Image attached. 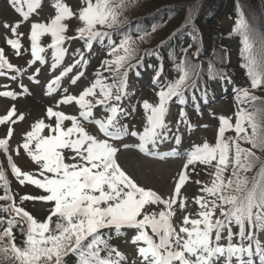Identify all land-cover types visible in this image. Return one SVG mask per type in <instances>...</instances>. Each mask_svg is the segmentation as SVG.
<instances>
[{"label":"snow or ice","instance_id":"6c2138e0","mask_svg":"<svg viewBox=\"0 0 264 264\" xmlns=\"http://www.w3.org/2000/svg\"><path fill=\"white\" fill-rule=\"evenodd\" d=\"M6 3L22 17L15 24L3 25L15 37L6 38L5 44L19 57L25 34L18 29L42 7V0ZM134 3L135 0H81L74 11L64 0H53L55 14L47 22L31 24L30 48L24 49L31 55L29 67L47 63L42 55L46 50H51L50 68L60 67L67 54L64 45L73 40L83 41L87 52L92 51L94 43L106 42L111 59L103 60L100 67L109 75L97 71L94 80L78 95L65 88L55 106H48L29 125L22 142L11 152L13 126L24 122L26 116L18 112L15 104L0 116V125H8L5 137L0 138V152L6 154L12 175L21 186L31 185L39 191L37 195H20L17 203L0 166V187L4 190L0 201L6 202L0 204V264H68L70 257L74 264H233L234 259L235 264H257L256 258L264 264V243L260 239L264 234V98L251 94L249 88L234 89L237 102L249 106L237 108L234 122L210 112L219 121L215 142L205 140L181 153L179 125L183 123L189 132L194 126L181 110L173 132L166 117L174 98L183 104L186 92L197 87L199 66L185 55L175 65L177 77L173 80L159 83L161 73H156L153 83L159 88L158 102H142V131L135 125L130 127L124 121L131 119L136 109L130 112L122 102L128 95L129 71L142 63L143 57L137 59L138 49L131 35L125 32L117 44L113 34L129 23L120 17ZM73 20L78 27L76 35L70 36ZM233 32L240 37L250 89L264 91V31H258L240 11ZM148 35L144 32L138 39L144 41ZM44 36L50 37L46 47L41 45ZM183 51L187 53V49ZM74 56L79 58L46 84V95L60 91L62 79L74 68L87 64L84 52L77 50ZM9 72L23 75V69L12 64L0 47V77L16 81L21 89L0 91V97L16 100L29 94L18 76H9ZM39 72L37 68L29 80L39 83ZM83 75V71L76 72L70 84L76 85ZM208 75H217L211 66ZM220 78L225 77L221 74ZM61 105H75L77 113L58 110ZM97 108L102 113L99 117ZM229 131L234 135H226ZM128 137L137 142H124ZM169 139L177 147L160 153L158 146ZM21 150L33 163V171L22 170L12 160L11 153L18 156ZM128 150L159 160L184 159L167 196L140 184L121 165L119 154ZM197 166L205 168L208 182L192 179ZM190 181L199 192L191 198L194 210L189 207L190 198L182 194ZM25 202L43 204L46 216L38 219L23 206ZM129 233L127 242L135 248L131 261L111 243Z\"/></svg>","mask_w":264,"mask_h":264},{"label":"rangeland","instance_id":"374dc122","mask_svg":"<svg viewBox=\"0 0 264 264\" xmlns=\"http://www.w3.org/2000/svg\"><path fill=\"white\" fill-rule=\"evenodd\" d=\"M65 3H67L74 11L77 10L80 7L81 0H64ZM53 3V0H45V7L37 11L36 13L32 14L27 22H21V25L18 29L19 32L23 33L25 30H27L33 22H47L55 13L54 9L51 7ZM25 10L26 7H25ZM15 13L6 3V0H0V20L3 21V23L0 25V41L5 36H12L11 30L4 28V23L7 22L8 24H15L17 21H22V17L14 16ZM220 26L222 28H225L228 30L232 26L231 20H229L226 15H224L220 20ZM78 27V22L73 20L70 23V28L68 35L74 36L76 35L75 29ZM28 31V30H27ZM27 31L24 33L25 35L21 38V42L24 44L27 43ZM147 33L149 34L144 41L134 40L135 45L138 49V56L141 55L142 51L144 49L143 45L148 40L150 41L152 36L155 34V30H148ZM200 38V35L195 37V41L192 43V45L187 48V53L185 55L194 54L197 50L194 48V46H197V42ZM2 47V46H0ZM27 49V47H25ZM24 47L21 49L24 50ZM153 48V47H152ZM8 51V50H7ZM25 52V51H23ZM198 52L200 50L198 49ZM11 61H13L15 64L19 65L23 72L26 74L28 73L27 70H25L27 67V60L25 59V55L21 54V56L17 57L14 54V51L7 52ZM137 56V57H138ZM24 67H22V66ZM104 71L103 68H98L97 71ZM49 70H46L43 72V75L47 77V72ZM107 76L109 75L108 72H105ZM139 73V75H137ZM151 75V74H150ZM40 78V79H43ZM149 78L148 73L144 71L136 72L133 76H131V79L128 81V97L129 99L136 98V101L132 103L130 106H127L126 109H128L130 112L135 107L136 111L134 115L131 117V119L128 120L129 126L135 125L136 129L139 127H143L145 124V114L141 107L142 102L147 100L150 103H157V96L156 92L158 91H150L149 89H141L142 84L139 83L142 79ZM25 81V78L23 79ZM91 81H87L86 78H84L80 83L77 84V87L79 89L81 87L85 88L87 87ZM162 83V82H161ZM5 85L11 86L12 89L15 91L17 89V85L15 83L10 84L6 81L1 80L0 78V89H5ZM67 85V84H66ZM9 88V87H8ZM32 90L29 94L20 96L18 99L11 101V105L15 104L18 112H22L26 116V120L22 123H17L14 125V134L10 140V152L12 149H15L19 143L22 142V135L25 130L29 128V125L34 122L35 120L39 119L45 109L48 106H55L57 98H47L44 95V91L41 87V85L37 84L32 86ZM40 97H45L46 100L45 103H42ZM10 105V107H11ZM9 103L5 102L4 100H0V116H3L6 114V111L10 108L8 107ZM193 106V105H191ZM173 105L171 106L172 109ZM60 111H64L65 113H77V107L75 105L73 106H64L61 105V107L58 109ZM214 113L215 116L218 118L220 116L229 117L232 118L233 122L235 120V112L236 110L232 109V104L229 100H216L215 105H213L210 110L208 111H199L192 113L191 111H188L186 113V119L187 121L194 126V130L187 131L186 126L182 123L179 125L180 131L179 134L182 137V143L179 147V151L181 153L185 152V150L190 149L194 144L201 145L205 142V140L209 143H213L214 136H216L217 128L219 121L216 118H213L210 116L209 113ZM202 113V115L200 114ZM174 116H171L168 118V123H171L172 131H174L176 123L173 119ZM173 123V124H172ZM208 125V127H201V125ZM0 138H4L7 132V128L3 125L0 126ZM2 132V133H1ZM227 134H233V132L229 131ZM171 135V133L169 134ZM132 138L129 137V139L126 141V143H134L131 140ZM131 140V141H130ZM168 145V146H167ZM167 146V147H166ZM163 151H169L171 148H173L172 142L170 141L168 144L164 145ZM12 154V160L24 171H33L34 165L31 162V160L23 153L21 150L20 155H15L14 152ZM119 162L121 165L142 185H147L149 187H152L154 190L158 191L161 195L167 196L172 188L173 180L177 177V174L180 172L181 168L180 162L172 161V159H165L163 161L154 162L149 161L140 158L136 153L135 150H128V151H122L119 154ZM3 165V170L5 171V174L7 176V179L9 181L11 192L14 194V197L16 198L17 203H19V197L23 194H33L37 195L39 194V191L35 189L31 185H25L21 186L18 181L15 179V177L12 175L11 169L8 165V161L6 159V154L3 152H0V166ZM198 171L197 173L193 174L192 179H203L206 176V171L203 166H197ZM211 171V170H210ZM202 181V180H201ZM182 194L185 196H188L190 198L189 207L193 210L195 209V205L191 203V198L198 195V186L193 183L189 182L185 188L182 189ZM27 210H29L35 217L38 219H41L42 217L46 216V207L39 203H33V202H25L23 205ZM131 233H129L128 236H126L124 239L117 241L115 246L118 247V249L123 252L128 258L129 261H131L133 258H135V248L127 241L130 240ZM260 239L262 243H264V235L260 236Z\"/></svg>","mask_w":264,"mask_h":264},{"label":"trees","instance_id":"16d2710c","mask_svg":"<svg viewBox=\"0 0 264 264\" xmlns=\"http://www.w3.org/2000/svg\"><path fill=\"white\" fill-rule=\"evenodd\" d=\"M240 11L243 12L245 20L258 31H264V0H135L134 5L120 17L121 20L127 19L129 23L118 32L130 33L136 40L139 33H144L138 30L139 27L155 28V34L150 41L145 42L142 49L160 47L157 48V53L164 59V67L167 69H172L181 61L184 55L182 51L190 46L199 34L197 46H194L197 52L186 56L192 64L199 66L200 73H205L211 66L212 71L217 74L212 80L218 79L221 74H229L238 82L243 81V76L250 83L243 67L242 46L237 52L238 62L236 59L234 63L231 62V49L227 47L228 41L238 34L233 30L225 31L220 26L224 14L236 22ZM133 28L136 29L135 34L132 33ZM206 77L197 78V86H200L202 81L207 83ZM248 88L251 90L250 86ZM252 93L264 98V91ZM19 239L17 233L18 242Z\"/></svg>","mask_w":264,"mask_h":264}]
</instances>
